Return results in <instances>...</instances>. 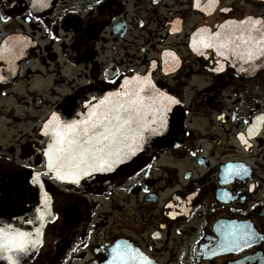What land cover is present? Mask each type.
I'll list each match as a JSON object with an SVG mask.
<instances>
[{"label":"flooded vegetation","instance_id":"obj_1","mask_svg":"<svg viewBox=\"0 0 264 264\" xmlns=\"http://www.w3.org/2000/svg\"><path fill=\"white\" fill-rule=\"evenodd\" d=\"M196 3L0 0V199L29 207L37 189L52 208L28 264H106L118 241L152 264H264V240L218 250L233 222L264 236V60L241 71L249 65L193 47L203 29L264 19V0ZM143 76L180 101L177 146L103 187L53 175L39 146L51 114ZM229 165L248 173L236 178Z\"/></svg>","mask_w":264,"mask_h":264},{"label":"snow or ice","instance_id":"obj_2","mask_svg":"<svg viewBox=\"0 0 264 264\" xmlns=\"http://www.w3.org/2000/svg\"><path fill=\"white\" fill-rule=\"evenodd\" d=\"M37 2L42 4L43 0ZM215 3L216 0H209L210 5ZM195 6L200 7L199 0ZM219 28L215 33L201 30L203 34L193 38V47L199 44L203 48H213L221 57L231 56L249 65L247 69L242 66L241 71H248L264 60V19L247 17L240 21L229 20ZM20 47L22 45L17 42L6 51L14 55ZM179 103L175 97L156 88L148 76H143L126 80L119 91L109 92L103 98H84L81 102L85 110L82 119L62 121L53 112L44 125L45 135L51 134V143L44 153L48 157L47 167L60 180H71L76 184L81 176L111 171L140 150L145 134L164 135L168 131L170 107ZM253 130L249 129V135ZM241 139H244L243 134ZM226 171L236 178L248 173L243 165H229ZM39 176L37 173L33 183H39ZM43 204V208L36 209V219L41 223L51 215L47 194ZM26 222L33 223L32 220ZM35 233L36 237H33L31 232L22 231L12 224L3 225L0 227V252L9 254L6 258L10 264H19V254H27L31 247L41 243V229L37 227ZM222 236L219 251L238 252L258 239L264 240V236L250 223L233 222L231 229ZM111 253L106 264H152L143 252L127 241L116 242ZM210 254L215 255L216 250Z\"/></svg>","mask_w":264,"mask_h":264},{"label":"water","instance_id":"obj_3","mask_svg":"<svg viewBox=\"0 0 264 264\" xmlns=\"http://www.w3.org/2000/svg\"><path fill=\"white\" fill-rule=\"evenodd\" d=\"M94 97L89 94L87 98ZM81 106L80 100L77 98L70 99L55 111L62 121H71L74 119H82L84 115L83 109H79ZM183 121H182V109L179 104L171 105L168 112V131L164 135H146L145 141L142 143L140 150L136 152L134 156L128 159L125 163L116 166L111 171L106 172H93L91 175L81 176L78 184L72 183L71 180H63L64 182L72 183L75 185H85L94 187H103L106 184L111 183L115 179H118L124 175L131 174L147 164L149 161L147 156L155 154L158 150L165 148H171L177 146L182 138ZM51 143V134L45 135V130L40 138V148L45 153L48 150V145ZM53 175L55 172L50 171ZM58 178V177H57ZM35 190V196L29 200V207L18 204L16 201H11L6 198L0 199V227L5 224H12L15 228H19L22 231L31 232L33 237H36L35 229L39 227L41 233L39 239L40 244L35 247H31L27 254H19V264H28L34 256L37 254L39 248L43 242V235L46 225L52 218V208L50 200L48 199V211L50 216H46L43 223L36 219L37 208H43V198L37 189ZM27 220H32L33 223H27ZM8 253L0 252V264H10L7 260Z\"/></svg>","mask_w":264,"mask_h":264}]
</instances>
